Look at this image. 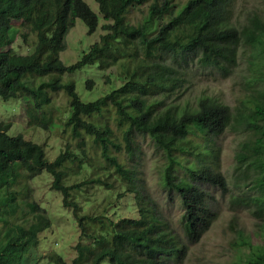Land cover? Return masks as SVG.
I'll return each mask as SVG.
<instances>
[{
  "label": "trees",
  "instance_id": "1",
  "mask_svg": "<svg viewBox=\"0 0 264 264\" xmlns=\"http://www.w3.org/2000/svg\"><path fill=\"white\" fill-rule=\"evenodd\" d=\"M96 1L106 20L103 32L67 64L60 53L76 20L89 33L100 24L87 0H0V96L21 97L28 126L44 130L59 120L54 93L63 90L68 101L56 130L64 145L53 158L44 143L10 133L11 121L0 120V264H20L52 226L30 185L44 171L80 228L72 264H181L186 244L150 194L141 168L147 138L166 159L163 184L181 197L183 229L192 243L217 217L207 185L231 191L219 167L218 139L229 129L245 130L235 184L251 191L232 194V204L264 223V17L255 11L238 19L237 0ZM17 39L34 50L15 51ZM241 54L251 74L235 110L208 96L180 101L193 84L194 67L226 77ZM117 63L124 81L93 100H83L68 76L86 65L107 70ZM97 187L108 195L86 204L82 195ZM129 195L137 214L119 209ZM234 243L251 248L231 264H264V242L253 244L239 231ZM48 257L70 264L57 252Z\"/></svg>",
  "mask_w": 264,
  "mask_h": 264
},
{
  "label": "rangeland",
  "instance_id": "2",
  "mask_svg": "<svg viewBox=\"0 0 264 264\" xmlns=\"http://www.w3.org/2000/svg\"><path fill=\"white\" fill-rule=\"evenodd\" d=\"M87 2L99 15L100 24L97 30L89 33L85 22L80 18L76 20V25L66 37L67 48L60 53V57L67 64H72L80 59L83 51L88 50L90 44L96 41L103 32L102 24L106 20L99 11L98 2L96 0H87ZM255 11L264 17V0H237L236 17L238 19L243 20ZM33 50V46L28 47L22 40H16L15 51ZM256 54H260V52L257 51ZM244 57L241 54L238 66L233 73L226 77L215 72L200 71L194 67L193 84L180 101L182 102L187 98L194 101L199 96H208L219 102L228 103L235 110L239 105L241 96H244L249 90L246 88V83H248L251 70ZM68 76L75 78L77 91L85 101L96 99L106 91L119 86L125 79L120 63L107 70L100 69L96 64L86 65ZM90 79L93 80L91 89L87 87V80ZM54 98L56 107L60 112L58 122L55 120L53 123L57 127L44 130L40 127L28 126L27 114L24 111L25 103L21 97L3 98L0 96V120L11 121L10 133L22 132L27 137L44 143L51 158L64 145L60 132L56 130H58L59 125H63L65 114L68 113V101L64 91L54 93ZM245 137V130L231 129L219 137L218 140L221 143L219 167L224 172L231 191L223 193L218 187L207 185L206 190L209 191L212 208L216 211L217 217L201 238L192 243L186 238L183 229L182 213L184 207L181 197L175 190L169 191L163 184L162 170L166 159L162 151L148 138L147 141H149H145V153L142 157L143 165L141 166L143 175L150 194L169 220L171 229L186 244L185 258L181 264H231L233 261H241L249 255L251 247L248 244L236 247L234 242L239 238V231L244 232L248 237H252L253 244L264 242V235L258 233V231L264 230L262 218L252 214L246 207H235L232 204V194H243L251 191L248 184L242 186L235 184V182H239L236 173L235 154L241 147V140ZM245 177L242 175L241 182H248ZM52 181L53 176L48 171H44L30 181L34 190V198L46 209L52 226L40 233V242L24 256L20 264H55L48 257L53 252L61 254L68 263L72 264L73 258L77 255L76 244L79 241L80 228L72 208L63 204L61 191L51 188ZM107 195L104 189L97 187L92 194L82 196L83 199H88L86 204H91L93 202L98 203ZM127 201L128 206L126 205ZM123 204L119 207L122 212L127 215L138 213L136 204L133 206V210L129 207L131 205L130 195L125 198ZM104 264L106 263L104 262Z\"/></svg>",
  "mask_w": 264,
  "mask_h": 264
}]
</instances>
